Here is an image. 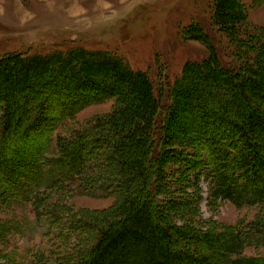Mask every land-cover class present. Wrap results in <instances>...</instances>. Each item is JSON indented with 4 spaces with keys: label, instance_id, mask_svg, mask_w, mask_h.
<instances>
[{
    "label": "trees",
    "instance_id": "16d2710c",
    "mask_svg": "<svg viewBox=\"0 0 264 264\" xmlns=\"http://www.w3.org/2000/svg\"><path fill=\"white\" fill-rule=\"evenodd\" d=\"M211 4L231 58L222 60L209 35L190 24L184 36L208 56L159 90L106 51L0 57V207L28 204L55 231L28 252L29 264H264L262 215L222 227L198 213L202 180L211 207L264 204V36L247 30L239 0ZM109 98L110 114L53 138L81 109ZM47 103L53 109L45 114ZM182 112L187 125L177 133ZM51 140L57 165L48 172L54 166L58 177L34 190L28 184ZM75 191L114 203L73 211L63 197Z\"/></svg>",
    "mask_w": 264,
    "mask_h": 264
},
{
    "label": "rangeland",
    "instance_id": "374dc122",
    "mask_svg": "<svg viewBox=\"0 0 264 264\" xmlns=\"http://www.w3.org/2000/svg\"><path fill=\"white\" fill-rule=\"evenodd\" d=\"M239 3L247 30L257 38L264 36V2ZM190 24H198L209 35L222 60L231 58L233 48L228 39L212 25L211 0H0V57L10 53L46 55L73 48L106 51L121 58L130 69L145 72L154 89L159 90L163 83L173 84L186 63L200 62L208 56L201 42L184 36ZM161 102L166 103L164 97ZM114 105L115 99L109 98L81 109L64 127L54 131L53 138L69 136L72 130L107 116ZM50 109L53 106L47 103L45 114ZM182 113L173 127L177 133L187 125L186 112ZM44 127L42 123L34 131L38 133ZM53 150L51 140L41 173L28 187L42 189L58 177L54 166L48 172L50 165H57ZM199 186L198 213L203 221H216L223 227L233 226L240 219L264 217V204L238 209L227 201H217L216 207H211L208 183L202 180ZM71 195L63 197L65 204L83 213L100 211L114 203V197L84 196L76 191ZM0 233V256L10 255L15 260L13 264H29L28 252L43 248L47 235L52 237L55 231L46 220H37L30 206L22 203L0 207ZM245 253L257 254L251 249Z\"/></svg>",
    "mask_w": 264,
    "mask_h": 264
}]
</instances>
